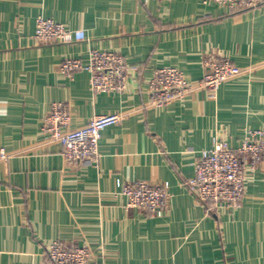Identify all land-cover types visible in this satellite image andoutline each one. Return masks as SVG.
Segmentation results:
<instances>
[{
    "label": "crops",
    "instance_id": "0c3cea01",
    "mask_svg": "<svg viewBox=\"0 0 264 264\" xmlns=\"http://www.w3.org/2000/svg\"><path fill=\"white\" fill-rule=\"evenodd\" d=\"M37 16L63 24L71 40H36ZM92 51L138 67L123 92L95 94L87 72L60 73L63 59L86 61ZM210 57L244 70L215 98L199 85ZM163 67L194 86L157 108L147 81ZM54 102L67 105L69 129L122 116L101 133L96 165L66 162L45 138ZM259 129L264 0L233 13L203 0H0V264H45L52 240L86 245L95 264H264L263 165L247 170L236 211L207 208L184 185L214 140L236 149ZM139 181L168 188L162 215L126 206L121 185Z\"/></svg>",
    "mask_w": 264,
    "mask_h": 264
},
{
    "label": "built area",
    "instance_id": "2783aa9c",
    "mask_svg": "<svg viewBox=\"0 0 264 264\" xmlns=\"http://www.w3.org/2000/svg\"><path fill=\"white\" fill-rule=\"evenodd\" d=\"M150 1L142 0L144 5ZM260 1L203 0V3L215 5L227 12H236L253 8ZM34 38L41 42H69L72 37L63 24L52 18L37 16ZM204 65L206 71L199 85L207 88L211 98L216 97L223 82L244 71L225 58L210 57ZM59 70L67 76L78 71L87 72L90 89L97 94L123 92L130 72L138 71V67L128 64L118 53L92 51L86 61L79 58L63 59ZM193 86L176 67L155 69L147 81L149 105L166 107L183 98ZM121 118L117 114L98 115L83 127L69 129L71 113L67 105L54 102L45 118L42 132L46 139L62 147V156L66 162L96 165L101 133ZM260 164L264 170V130H248L236 149H231L223 141L214 140L211 148L202 150L195 165L194 176L187 179L184 185L195 200L207 208L211 203L219 210L236 211L241 207L245 195L247 170H255ZM121 194L126 198L128 208L145 210L155 216L162 215L169 199L165 185L148 184L145 181L122 184ZM44 250L45 264H95L86 245L68 248L61 241L52 240L45 244Z\"/></svg>",
    "mask_w": 264,
    "mask_h": 264
},
{
    "label": "trees",
    "instance_id": "16d2710c",
    "mask_svg": "<svg viewBox=\"0 0 264 264\" xmlns=\"http://www.w3.org/2000/svg\"><path fill=\"white\" fill-rule=\"evenodd\" d=\"M242 11V10H241ZM233 13V12H232Z\"/></svg>",
    "mask_w": 264,
    "mask_h": 264
}]
</instances>
